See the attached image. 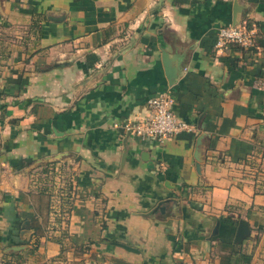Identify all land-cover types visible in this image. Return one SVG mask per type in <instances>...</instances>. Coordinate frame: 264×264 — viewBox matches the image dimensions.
<instances>
[{
    "label": "crops",
    "instance_id": "obj_1",
    "mask_svg": "<svg viewBox=\"0 0 264 264\" xmlns=\"http://www.w3.org/2000/svg\"><path fill=\"white\" fill-rule=\"evenodd\" d=\"M162 93L193 130L135 137ZM240 219L264 264V0H0V264H223Z\"/></svg>",
    "mask_w": 264,
    "mask_h": 264
},
{
    "label": "built area",
    "instance_id": "obj_2",
    "mask_svg": "<svg viewBox=\"0 0 264 264\" xmlns=\"http://www.w3.org/2000/svg\"><path fill=\"white\" fill-rule=\"evenodd\" d=\"M253 33L240 24L220 26L216 31L215 46L219 49L228 43L243 48L254 45ZM173 97L170 93L158 94L148 100L151 113L143 120L126 124L125 128L139 139L163 142L184 131L193 130L191 123L178 119L172 112Z\"/></svg>",
    "mask_w": 264,
    "mask_h": 264
},
{
    "label": "water",
    "instance_id": "obj_3",
    "mask_svg": "<svg viewBox=\"0 0 264 264\" xmlns=\"http://www.w3.org/2000/svg\"><path fill=\"white\" fill-rule=\"evenodd\" d=\"M233 24H237V22H233ZM168 58H167V54H163V63H164V67H165V71L167 76L172 79L176 76L175 71L173 70V67L168 63ZM197 170L199 171V164L197 163ZM161 210H163V207H160ZM27 223V221H26ZM26 224L23 225V227H25ZM250 234V227L249 224L247 223L246 220L244 219H240L237 223V227L235 230V234H234V238H233V242L235 244L241 243L248 235ZM120 246H122L123 248L127 249V250H133L132 247L126 245V244H122V243H116ZM116 262L118 264H129L128 262L121 260V259H115Z\"/></svg>",
    "mask_w": 264,
    "mask_h": 264
},
{
    "label": "trees",
    "instance_id": "obj_4",
    "mask_svg": "<svg viewBox=\"0 0 264 264\" xmlns=\"http://www.w3.org/2000/svg\"><path fill=\"white\" fill-rule=\"evenodd\" d=\"M47 169L43 168V172ZM219 247L221 251H226V254L221 257V263L223 264H247L250 261L251 256L245 252H242L238 244L232 242H220ZM35 247H31L27 254L32 253ZM12 257L20 258V255L11 254Z\"/></svg>",
    "mask_w": 264,
    "mask_h": 264
}]
</instances>
